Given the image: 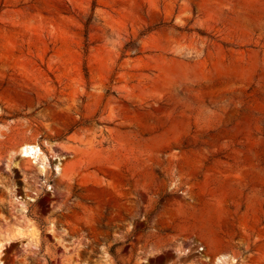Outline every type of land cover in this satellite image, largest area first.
<instances>
[{
  "label": "rangeland",
  "instance_id": "374dc122",
  "mask_svg": "<svg viewBox=\"0 0 264 264\" xmlns=\"http://www.w3.org/2000/svg\"><path fill=\"white\" fill-rule=\"evenodd\" d=\"M0 264H264V0H0Z\"/></svg>",
  "mask_w": 264,
  "mask_h": 264
},
{
  "label": "bare ground",
  "instance_id": "6f19581e",
  "mask_svg": "<svg viewBox=\"0 0 264 264\" xmlns=\"http://www.w3.org/2000/svg\"><path fill=\"white\" fill-rule=\"evenodd\" d=\"M25 153H29L34 150V147L31 145H25L22 149Z\"/></svg>",
  "mask_w": 264,
  "mask_h": 264
}]
</instances>
